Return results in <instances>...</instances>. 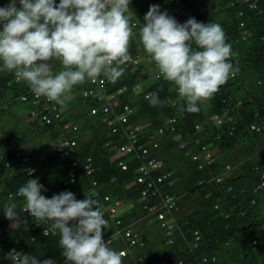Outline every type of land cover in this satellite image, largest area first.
I'll list each match as a JSON object with an SVG mask.
<instances>
[{
	"label": "trees",
	"instance_id": "obj_1",
	"mask_svg": "<svg viewBox=\"0 0 264 264\" xmlns=\"http://www.w3.org/2000/svg\"><path fill=\"white\" fill-rule=\"evenodd\" d=\"M131 1L132 22L136 27L129 51L139 48L145 53L139 29L150 5L158 4L161 11H167L178 23L195 18L203 23L220 24L234 54L230 62L238 68L210 101L199 104L198 113L181 110L185 106L183 98L177 87L162 75L142 90L130 91L134 83L146 81L150 75L142 72L147 68L142 61L124 68V75L116 83L107 84L109 90L127 86L126 91L117 94L114 106H130L133 109L130 121L146 123V133L162 131L152 154L162 161V172H169L167 179L172 184L167 192L176 196L171 242L163 237L154 221L144 217L138 196L145 187L137 181L136 160H127L125 170L116 160H110L117 132H110L102 114L88 113L95 103L81 95L87 81L74 87V99L62 107L44 97L32 103L29 85L17 83L14 73L3 71L0 72V106H4L0 108V264H15L23 254L41 261L52 259L55 264H71L62 256L59 233L52 228V222L35 221L26 211H19L24 200L16 193L31 178L47 189L41 190L46 198L70 191L77 200L90 197L98 201L109 225L104 230L106 240L112 232L133 222L141 245L119 238L106 243L113 250H124L123 264H154L160 260L164 264H182L201 256H213L212 264H264V187H260L264 181V0ZM7 3L8 0H0V6ZM49 64L54 72L61 70L58 61ZM153 93L159 94L164 102L162 107H153L146 99ZM21 95H25L24 100L19 99ZM54 106L63 121L71 120L76 126L74 145L65 154L57 146L71 132L61 129L53 119L48 109ZM42 114L50 118L49 123L40 124ZM213 114L223 116L221 125L215 126ZM250 126L258 130H250ZM202 144L215 151L214 159L198 167L200 161L191 159L189 154L198 151ZM237 145L240 148L234 150ZM16 153L27 161L22 162ZM71 162L76 163L73 181L67 169ZM28 163L32 173L27 175L23 167ZM225 166L231 168L230 172L215 181ZM9 195L15 196V200L9 201ZM12 202L17 204L21 221L26 222L20 228H14L4 215L3 206ZM117 202L130 204V208L111 218L108 210L115 208ZM115 218L119 224H114ZM193 231L198 232L200 244L190 249Z\"/></svg>",
	"mask_w": 264,
	"mask_h": 264
},
{
	"label": "clouds",
	"instance_id": "obj_2",
	"mask_svg": "<svg viewBox=\"0 0 264 264\" xmlns=\"http://www.w3.org/2000/svg\"><path fill=\"white\" fill-rule=\"evenodd\" d=\"M130 2L131 0H59L57 4L56 0H8L7 4L0 6V65H2L0 72H12L17 83L26 82L31 88L32 103L44 97L45 100L55 102L62 107H66L74 99V87L83 85L86 81L96 82L103 76L109 82L116 83L124 75V68L133 67L125 66L132 60L131 53H143L139 48L129 51L134 35L133 28L136 27L132 23L133 11ZM142 25L139 36L143 50L152 58L163 78L177 87L179 96L185 102L182 111L198 113L199 104L210 101L220 87L227 83L230 76L234 77L238 71V68H234L230 62L234 54L231 45L226 42V34L222 26L218 23H203L195 18H188L184 23H178L167 11H161L158 4H152L144 16ZM53 60L59 62L60 71H53L49 64ZM148 80L152 81L149 78L146 81ZM143 82L134 83L138 84V89L135 91L130 89V91L142 90L146 87L142 85ZM125 87L127 90V86ZM87 88L88 82L81 93L82 97L95 103L89 107L88 113L102 114L99 109L95 113L90 112V108L96 106L98 102L85 94ZM19 99L24 100L25 95H21ZM146 99L153 107H162L164 104L158 93H153ZM114 105L115 112L123 107L122 105L115 108ZM130 109L133 112V109ZM54 110L58 113L59 119H53L59 123L61 129L71 132L64 140H72L73 144L62 145L61 142L57 146V150L65 154L67 149L74 145L76 126L71 120L63 121L55 106ZM132 112L127 122L139 127L136 133L137 145L146 149L145 157L137 156V153L140 154V150L137 149L136 154L135 152L127 155L118 154V146L126 140L121 136L120 123L114 121L112 125H108L112 134L117 132V141L110 160H116L120 167L119 162L127 166L126 161L134 159L137 173L141 160L155 161L157 167L151 170V175L164 176L160 190L173 197L174 205L171 211L173 216L176 196L167 192L172 184L170 179H167L169 172H162V161L152 154L159 145V135L162 131L158 129L156 134L144 132L147 124L130 121ZM214 116L219 118L218 123ZM211 119L215 126L221 125L224 121L220 114H213ZM40 124L44 122L40 120ZM63 124H67V127L64 128ZM232 126L229 125V130ZM112 128L116 130L112 131ZM249 129L257 131L258 127L250 126ZM153 142L155 146L152 145ZM205 153L211 154L210 162L204 159ZM214 153L213 149L202 144L200 149L189 154V157L199 160L198 167H200L210 164L214 159ZM15 155L19 156L22 162L27 161L25 156L21 157L17 153ZM85 167L87 166H83ZM73 168L71 162L67 169H71L74 173ZM23 170L27 175L32 173L29 163L23 167ZM230 170L229 166H225L214 180L220 181ZM260 187H264V181ZM42 189L47 191L36 178L28 179L20 186L16 196L23 198L24 205L19 211H26L35 221L52 222V228L59 233L58 243L62 249V256L71 264H123V253L113 250L106 243L117 238L128 243L122 234L125 229L134 233L135 244L141 245L137 238L138 234L132 227L133 222L126 224V228L122 230L112 232V236L107 240L104 239V230L109 225L98 201L90 197L77 200L75 194L70 191H63L46 198L41 193ZM15 198L9 195L8 200L14 201ZM138 201L145 211L143 202L149 204V200H141L138 196ZM115 204L114 215L111 218L119 215L116 212L122 203ZM3 210L5 217L14 228H20L26 223L21 221L16 203H6ZM144 217L148 218V221H154L159 228L158 223L151 215H147L146 211ZM116 220L119 222L118 218H115ZM115 221L114 224H119ZM43 235L47 234L43 233ZM192 243L189 248H196L192 247ZM251 243L254 244L253 241ZM120 251L124 252V250ZM202 257H208L206 264L215 261L213 256H201L196 260ZM210 257L214 260L211 261ZM158 262L164 264L163 260ZM15 264H55V261L52 259L41 261L36 256L23 254L18 257Z\"/></svg>",
	"mask_w": 264,
	"mask_h": 264
},
{
	"label": "built area",
	"instance_id": "obj_3",
	"mask_svg": "<svg viewBox=\"0 0 264 264\" xmlns=\"http://www.w3.org/2000/svg\"><path fill=\"white\" fill-rule=\"evenodd\" d=\"M56 3H59V0H56ZM133 23V22H132ZM132 60L130 63L126 64L125 66H135L138 62L142 61L147 68L144 69L142 72L147 73L150 72V75L148 76L149 79L154 80L157 79L161 74L159 71H156V66L154 62L152 61V58L148 56L146 53L141 52H134L131 53ZM155 69V70H152ZM88 82V88L85 94L87 96L94 98L98 102L96 106H93L90 108L91 113H95L98 111V109L103 114V120L105 118L108 119V125H112L114 121L120 123L121 127V136L125 137V140L122 144L118 146V154L120 155H127L131 152H135L136 149L140 150V154L137 153V156L140 158H144V154L146 153V149L144 147H141V145H137V135L139 127L133 124H130L127 122L128 116L131 114L132 110L127 107L123 106L118 112L113 111V105L114 100L117 96V94L121 93L122 91L126 90L125 86H122L117 89L109 90L107 87V84L111 86V82H109L105 77L101 76L98 78L96 82ZM131 90H137L138 84H134L130 87ZM84 94V95H85ZM23 99V97H21ZM50 113L52 114L54 119H59L58 113L55 112L54 107H50ZM216 119V122L218 123L220 120L216 116H214ZM41 122L49 123L50 118L47 117L45 114H42L40 116ZM63 127L66 128L67 124H63ZM112 131H115V128L111 129ZM150 137V136H149ZM62 145H72V140H64ZM152 145L155 146V143L153 142ZM182 145H180L181 147ZM211 154L205 153L204 159L207 162H210L211 160ZM141 160V159H140ZM119 165L122 169H125V164L122 162H119ZM157 167V163L153 160H141L140 165L138 166V172L139 176L137 178L138 182L144 183V190L141 192L140 198L141 200H149V204L144 203L143 208L147 212V215H151L152 218L158 223V226L163 233L164 237L167 239L168 242H171L172 233L175 230V224H174V218L172 216V209L174 205V199L172 196L168 194H164L160 190V183L163 181L164 176H156L152 177L151 170ZM68 173L70 174V178L72 175L71 169L68 170ZM107 197H104L106 199ZM108 215L111 217L114 215V208H109ZM115 223H118V220L115 221ZM123 238L129 243V244H135L136 238L135 234L132 233L130 230L125 229L122 232ZM193 243L192 247H197V244L199 243L200 236L197 233V231H193L192 233ZM123 253L122 251H119ZM15 257V256H14ZM208 257H202L200 260H192L185 262L183 264H206ZM211 261L214 260L213 257L209 258ZM155 264H162V262H157Z\"/></svg>",
	"mask_w": 264,
	"mask_h": 264
},
{
	"label": "rangeland",
	"instance_id": "obj_4",
	"mask_svg": "<svg viewBox=\"0 0 264 264\" xmlns=\"http://www.w3.org/2000/svg\"><path fill=\"white\" fill-rule=\"evenodd\" d=\"M133 4V1L130 2V6ZM132 51V50H131ZM150 81H144L142 85H147ZM240 148V145L235 146L234 150H238ZM130 208V204H121L119 205V208L117 210V214H120L122 211L127 210ZM148 226V225H147ZM149 229L152 230V226H149ZM152 233V232H151Z\"/></svg>",
	"mask_w": 264,
	"mask_h": 264
},
{
	"label": "bare ground",
	"instance_id": "obj_5",
	"mask_svg": "<svg viewBox=\"0 0 264 264\" xmlns=\"http://www.w3.org/2000/svg\"><path fill=\"white\" fill-rule=\"evenodd\" d=\"M104 121H106L108 123V119L107 118H105ZM73 166L74 167L76 166V163L75 162H73ZM68 175H70V174L68 173ZM73 179H74V173H72L71 178H70V181H73ZM106 200H107V198H106ZM253 243H254V240H253ZM123 255H124V252H123Z\"/></svg>",
	"mask_w": 264,
	"mask_h": 264
}]
</instances>
